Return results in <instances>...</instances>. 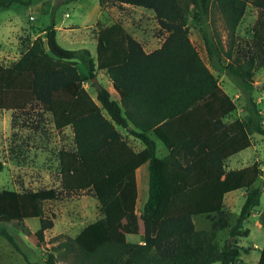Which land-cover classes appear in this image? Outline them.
I'll use <instances>...</instances> for the list:
<instances>
[{"label":"trees","instance_id":"1","mask_svg":"<svg viewBox=\"0 0 264 264\" xmlns=\"http://www.w3.org/2000/svg\"><path fill=\"white\" fill-rule=\"evenodd\" d=\"M33 0H0V8ZM127 3L153 10L165 33L162 44L147 51L120 21L97 31V53L89 48H67L57 40L55 21L44 33L23 42L20 56L11 64L0 62V109L26 112L39 108L52 115L57 129L70 126L74 147L58 153L60 186L40 189H0V222L27 235L44 238L52 221L44 217V202L89 190L99 200L101 214L75 236L58 246L74 253L69 264H238L252 246L241 244L249 235L244 227L260 204L262 186L249 188L234 223L225 210V194L245 181L243 169L227 170L225 151L249 136L250 128L264 135L261 110L253 91L257 66H264V0H100ZM258 9L250 38L237 28L248 4ZM219 13L226 34L216 25ZM200 24L211 64L228 74L246 95L249 122L225 121L237 104L218 90V79L189 36L187 20ZM1 47V42H0ZM82 62L88 78L106 70L120 99L96 83L97 108L83 92L77 68ZM105 112H104V111ZM202 116L212 127L202 135ZM139 139L135 149L118 128ZM159 138L168 153L157 154ZM149 167V194L137 209V169ZM0 160V169H3ZM196 216L211 219L198 228ZM39 217L33 232L27 219ZM142 233L143 242L117 240L112 230ZM229 236L219 245V232ZM15 244L7 230L0 232ZM54 251L44 261L60 264ZM258 264H264V244Z\"/></svg>","mask_w":264,"mask_h":264},{"label":"rangeland","instance_id":"2","mask_svg":"<svg viewBox=\"0 0 264 264\" xmlns=\"http://www.w3.org/2000/svg\"><path fill=\"white\" fill-rule=\"evenodd\" d=\"M98 0H71L67 5L56 11L47 13V0H35L32 5L15 3L8 8H0V38L4 40V31L10 29L13 21L45 27L53 22L63 25L75 24L73 29L57 30V40L67 48L87 47L96 50V34L98 28L115 21H120L124 26L151 51L159 47L165 33L160 28L159 21L153 10L124 3L105 4L103 18L98 17V12L91 14L93 6ZM68 12L69 15L63 14ZM30 15L34 18L31 19ZM10 18H14L12 21ZM96 18H101L95 23ZM258 9L251 3L246 8L245 15L238 25L237 32L243 38H250L256 28ZM216 25L222 34H226L224 21L219 13L214 15ZM12 23V25H11ZM86 24L92 25L86 28ZM189 36L198 49L205 63L210 67L218 79V90L229 93L235 100L237 107L228 114L224 120L230 121L241 118L249 122V112L245 109L246 95L241 91L237 83L225 72L220 71L211 64L206 42L200 29V24L189 16L187 20ZM28 33L18 34L19 43L27 40ZM23 44V43H22ZM21 44V45H22ZM20 45V44H19ZM25 45V44H24ZM23 45V46H24ZM0 48V62L11 64L24 49L8 48L9 44ZM85 69L83 63L79 69ZM109 75L105 71L97 74L96 78L86 77L80 83L83 92L90 95L97 108H102L97 99L96 83L100 82L110 88ZM254 82L256 88L253 91L256 102L261 110L264 122V66H257ZM87 84V85H85ZM117 98L116 93H112ZM104 111V110H103ZM105 112V111H104ZM202 135L212 130L210 121L202 116ZM123 136L135 148L140 149L143 144L134 136L128 134L126 129L118 127ZM157 154L162 157L168 152L165 144L156 136ZM74 147V133L70 126L57 129L52 115L39 108H30L26 112L0 109V160L3 169H0V189H40L44 187L60 186L59 157L61 148ZM227 170L243 169L245 181L238 190L225 194V210L231 223H234L245 199L246 191L254 186H262L260 204L255 206L250 217L245 221L244 227L250 230L246 237H242L241 244L252 248L249 253H243L238 264H258L260 249L264 244V135L250 128L249 136L230 148L225 153ZM142 167L146 171L138 172L139 195L137 209H141L149 194V170L147 164ZM147 174V178H146ZM44 217L46 221H52V226L44 231V238L27 235L7 222H0V232L7 230L15 240V244L0 234V264H29V261H44L49 251H54L60 264H69L74 258V253L65 250V247L57 246L68 236H75L86 224L94 221L101 214L100 203L89 190L79 191L61 199L46 200L44 202ZM33 232L41 226L39 217L27 219ZM211 219L206 216H196L195 222L198 228L210 227ZM229 228L219 232V245L229 236ZM114 238L130 242H139L144 237L141 233L121 232L117 227L112 230ZM210 264H221L215 261Z\"/></svg>","mask_w":264,"mask_h":264},{"label":"crops","instance_id":"3","mask_svg":"<svg viewBox=\"0 0 264 264\" xmlns=\"http://www.w3.org/2000/svg\"><path fill=\"white\" fill-rule=\"evenodd\" d=\"M69 1H71V0H47V3H48V5H47V8H45L44 10L47 12V13H51V12H53V11H56L58 8H60V7H63V5H67L68 3H69ZM35 2V0H33V2L31 3V4H29V5H32L33 3ZM124 4H127V3H124ZM23 5V4H22ZM127 5H131V4H127ZM12 6V5H11ZM25 6H28V5H25ZM135 6V5H134ZM8 8V7H7ZM95 12H98V17H101V18H103V16H104V10H103V8H102V5H101V3H100V0H98V1H96V4L93 6V8H92V11H91V14H94ZM65 13V15L67 16V15H69V13L68 12H63V14ZM30 18L31 19H33L34 18V16L33 15H30ZM101 18H96L97 20H95V23H97ZM14 18H10V20L12 21ZM12 23H14V25L10 28V29H8L7 31H4V40H2L1 38H0V42H1V47L0 48H3V47H5L4 45L5 44H9L10 45V47H8V48H10L11 49V47L12 48H20L21 46H23V41H22V43H19L20 42V39L19 38H17V36H18V34H23V33H25V31L28 33V35H27V41H28V39L29 38H31V39H34V38H36L38 35H40V34H43L44 33V29L48 26H45V27H40V26H36V25H32L31 23H28V24H23V23H19V22H16V21H13ZM12 23H11V25H12ZM55 24H56V29L57 30H59V29H64V28H67V29H73V28H75V24H69V25H63V23H60V24H57L56 22H55ZM111 24V23H110ZM94 24H92V25H89V24H86V28H88L89 26H93ZM100 28H98V30H99ZM97 30V31H98ZM97 31H96V34H92L93 36H95L96 37V39H97ZM129 31V30H128ZM130 32V31H129ZM131 33V32H130ZM132 34V33H131ZM133 35V34H132ZM134 36V35H133ZM140 41V40H139ZM20 44V45H19ZM22 44V45H21ZM145 47V46H144ZM22 48V47H21ZM146 48V47H145ZM90 51H91V53H92V55L93 56H96V53H97V44H96V50L94 51V50H92V49H89ZM20 56V55H19ZM18 56V57H19ZM17 57V58H18ZM16 58V59H17ZM80 63H82V62H79L78 64H77V68H78V70H79V72L81 73V75L84 77V78H86L87 76H88V69H87V67H86V70L87 71H85V69L83 68L82 70L81 69H79V64ZM101 71H105L106 72V70H98L97 71V74L98 73H100ZM107 73V72H106ZM108 81H109V86H110V88H108L109 89V91L111 92V94L112 93H116L117 94V98H115V99H120V94L118 93V91L115 89V87H114V85H113V82H112V80H111V78L110 79H108ZM98 83H101V81L100 82H98ZM102 84V83H101ZM85 85H87V84H85ZM112 97H113V95H112ZM92 98V97H91ZM114 98V97H113ZM141 148H143V146L141 147ZM140 148V149H141ZM168 153V152H167ZM167 153H165L164 155H166ZM163 155V156H164ZM144 164H147V166H148V163H144ZM144 164H142L138 169H137V182H138V172L140 171V170H145L146 171V173H147V169H145L144 167H142ZM148 170H149V167H148ZM146 178H147V174H146ZM148 182H149V180H148ZM138 191H139V183H138ZM146 201V200H145ZM137 203H138V201H137ZM144 204V203H143ZM141 234V233H140ZM144 241V237H142L140 240H139V242H143Z\"/></svg>","mask_w":264,"mask_h":264},{"label":"water","instance_id":"4","mask_svg":"<svg viewBox=\"0 0 264 264\" xmlns=\"http://www.w3.org/2000/svg\"><path fill=\"white\" fill-rule=\"evenodd\" d=\"M94 78H96V77H94Z\"/></svg>","mask_w":264,"mask_h":264}]
</instances>
